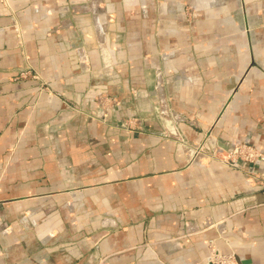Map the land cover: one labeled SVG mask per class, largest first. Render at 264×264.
<instances>
[{"label": "crops", "instance_id": "crops-1", "mask_svg": "<svg viewBox=\"0 0 264 264\" xmlns=\"http://www.w3.org/2000/svg\"><path fill=\"white\" fill-rule=\"evenodd\" d=\"M164 130L264 155V0H0V264H206L209 238L264 264V160L189 163Z\"/></svg>", "mask_w": 264, "mask_h": 264}, {"label": "rangeland", "instance_id": "rangeland-1", "mask_svg": "<svg viewBox=\"0 0 264 264\" xmlns=\"http://www.w3.org/2000/svg\"><path fill=\"white\" fill-rule=\"evenodd\" d=\"M21 70L27 71V73L25 75H21L20 74ZM33 75H37V76L40 75V77L43 78L42 81L36 80L35 78H33ZM16 77H19V78L20 77H30L31 79L35 80V84H34L35 88H36V85L38 83L43 82V88H47L48 90L50 89L49 81H47L38 71H34V70H31V69H28V68L20 69ZM100 95L103 96V103H102L103 106H102V109H99V110L105 111L107 109L106 113H103V112L99 113V112L95 111V113H88V114L84 113V114L87 117H89V118L98 119L101 122L105 123L108 120V115H109L110 110L113 109L116 105L119 104V100L116 97L108 95L107 93H100ZM71 109L74 110V107H71ZM169 111L173 112V114H172L173 116H176V117L177 116H179V117L182 116V117H184V115L175 112L171 108L169 109ZM160 114L162 116L166 117V118H169V119L173 120L170 114L168 116L166 114H163V113H160ZM122 123L125 126L124 128H128L129 130H130V128H133L132 125H131V123L133 124V121H131V118L127 117V118L123 119ZM134 128H135V126H134ZM162 133L164 135H166V136H170V138L176 144H178L179 147H180V144H179L180 142H177L176 139H175V136L178 135V133L176 131L175 132H170V131L164 130V131H162ZM232 142H235V141H232ZM245 144H246V147H244L245 150L244 151H237V152H235V155L240 154V157H242L243 154L248 155V153L251 152L253 156L249 157L248 159H244V157L243 158H238V160L236 161V165L238 166V168L234 167L232 165H228L225 162H223L222 158L225 156V153H224V151H221V150L218 151V156H217L218 158H216V159L205 158V159H203V161H194V160L191 159V160H188V162L189 163H209V162L215 161V162H219V163H222L224 165H227L228 167H231V168L240 169V168L243 167L244 164L254 165V164L259 163L260 161L264 160V155H263L262 151L258 147H256L252 143H250L248 140L245 142ZM189 148L193 149V147H191V146H189ZM256 154H257V156L260 155L261 157H259L258 159H254L253 157ZM254 183H257L258 185H261L263 187L264 186V178L255 179ZM254 185L255 184H253V186ZM262 202H264V201H262ZM104 217H106V216H104ZM189 225H191V226L195 225V226H193V228L195 230H197L198 232H201V231L203 232V231H206V230H209V229H215L218 232L219 235L221 234V230L220 229L222 228V226H224L219 221H214L213 219H211V217H206V219H204V221L201 222L200 225L196 224L195 222H185L183 232L180 233V235H178L175 238H172L171 236L170 237H165V238H160V239L150 238V239H148L147 242L141 243L140 246H144V247L150 248L152 251H155V253H156L157 252L156 250H161L163 248V246H166V244L171 243V244L174 245V243L176 241L178 243H181V242L178 241V240H180L179 236L182 238V236H188V235L193 234ZM108 228H115V227H108ZM176 238H177V240H170V239H176ZM63 244H65V243L63 242ZM71 246H70V249H71ZM205 247H206V264H239V261L237 259V256L235 255V253H233L231 251H222L219 248L215 238L206 239L205 240ZM61 248H65V245H62L60 247V249ZM211 253L215 254L214 257L208 258L209 255L211 257ZM93 259H94L93 264H111L106 256L102 257V258L99 257V258H93Z\"/></svg>", "mask_w": 264, "mask_h": 264}, {"label": "built area", "instance_id": "built-area-1", "mask_svg": "<svg viewBox=\"0 0 264 264\" xmlns=\"http://www.w3.org/2000/svg\"><path fill=\"white\" fill-rule=\"evenodd\" d=\"M93 10H95V13L98 14V12L102 14V11L100 8H93ZM100 14V15H101ZM107 16V14H104V16L102 18H99L97 20V23H96V28H97V31L100 32L98 34L104 36L105 33L103 31V27L104 25L107 23V18L105 17ZM27 73V71H24V70H21L20 74L21 75H25ZM33 78H35L36 80L38 81H42V77L37 76V75H33ZM36 89L39 91V92H49V90L47 88H43V82H40L36 85ZM94 103L95 105L97 106L98 108V111L96 112H99V113H106L107 109L105 111L103 110H99V109H102V106H103V96H101L100 94L99 95H96L94 96ZM160 103V113H163V114H166L167 116L170 114L172 119L175 121V122H179V121H182L184 120V117L182 116H173V112L172 111H169L170 108H168V105L166 104L165 100L164 99H161L159 101ZM169 111V112H168ZM87 113H95V111H88ZM175 139L177 140V142H180V149L183 151V153L185 154L186 158L188 160H194V161H197L196 157L197 156H203V158H208V159H216L218 158V151L221 150V151H224L225 153V156L222 158L223 162H225L226 164L228 165H232L234 167H237L238 166L236 165V161L238 160V158H243L244 159H248L249 157H252V153L249 152L248 155H245L243 154L242 157H240V154L238 155H235V152L237 151H244V147H246V144L245 142L247 141L246 139L242 140V141H235V142H229L225 145H217V144H213V145H210V144H207V141L204 140L202 141L201 143H196V144H192V145H188L184 140L183 138H181L179 135L175 136ZM189 146L193 147V149L189 148ZM186 150H190L191 151V155L188 156ZM257 154L253 157L254 159H258L259 157H261L260 155H258L257 157ZM247 157V158H246ZM201 161V160H200ZM214 253H211V257L210 255L208 256V258H212L214 257Z\"/></svg>", "mask_w": 264, "mask_h": 264}, {"label": "bare ground", "instance_id": "bare-ground-1", "mask_svg": "<svg viewBox=\"0 0 264 264\" xmlns=\"http://www.w3.org/2000/svg\"><path fill=\"white\" fill-rule=\"evenodd\" d=\"M186 152L188 153V154H187L188 156L191 155V151H190V150H186ZM196 159H197V161H200V160L203 161L204 158H203L202 155H201V156L199 155V156L196 157ZM190 228H191V229H194V228L191 227V226H190Z\"/></svg>", "mask_w": 264, "mask_h": 264}]
</instances>
